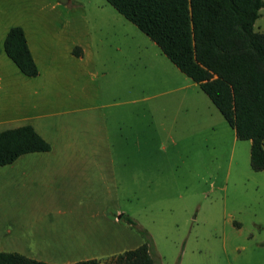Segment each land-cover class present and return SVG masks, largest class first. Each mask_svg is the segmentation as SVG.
Returning a JSON list of instances; mask_svg holds the SVG:
<instances>
[{
	"label": "crops",
	"instance_id": "0c3cea01",
	"mask_svg": "<svg viewBox=\"0 0 264 264\" xmlns=\"http://www.w3.org/2000/svg\"><path fill=\"white\" fill-rule=\"evenodd\" d=\"M70 6L83 5L51 0L42 9L61 12ZM13 16L0 11V132L31 125L51 148L0 166V252L68 264L137 247L108 250L120 237L122 214L111 211V199L120 197L126 183L142 188L167 180L156 156H167L170 144L182 141H175L178 121L168 114L187 116L175 103H158L152 88L160 82L161 94H170L198 84L152 40L146 41L149 49L106 47L95 43L85 17ZM113 20L127 19L119 13ZM13 26L24 29L39 69L35 77L25 75L5 52ZM134 52L139 67L137 61L130 66L123 61ZM147 53L161 63H148Z\"/></svg>",
	"mask_w": 264,
	"mask_h": 264
},
{
	"label": "rangeland",
	"instance_id": "374dc122",
	"mask_svg": "<svg viewBox=\"0 0 264 264\" xmlns=\"http://www.w3.org/2000/svg\"><path fill=\"white\" fill-rule=\"evenodd\" d=\"M49 1L0 0V11L7 17H85L93 26L97 44L150 47L146 41L151 39L132 22H114L119 13L106 0H74L83 6L61 7V12L42 9ZM254 27L264 32V7ZM137 56V52L126 54L123 61L127 65L137 61L135 67H139ZM143 59L161 63L149 53ZM159 83L152 88L158 103H175L177 110L187 114L183 119L175 111L168 114L178 121L173 125L175 141H182L170 144L167 156H156V165L165 166L166 181L142 184V188L126 183L120 197L111 199V211L119 209L135 225L122 218L117 231L120 237L108 250L135 247L149 237L156 264H264V170L251 167V142L236 138L215 105L209 109L210 99L198 85L161 94ZM112 256L100 260L107 263Z\"/></svg>",
	"mask_w": 264,
	"mask_h": 264
},
{
	"label": "trees",
	"instance_id": "16d2710c",
	"mask_svg": "<svg viewBox=\"0 0 264 264\" xmlns=\"http://www.w3.org/2000/svg\"><path fill=\"white\" fill-rule=\"evenodd\" d=\"M145 33L181 72L209 97L239 140L251 142L255 171L264 170V32L255 22L264 0H106ZM4 49L29 77L39 74L24 29L8 31ZM76 51V49L74 50ZM50 144L31 125L0 132V166ZM129 225L132 218L120 214ZM148 237V233L144 232ZM0 264H52L0 252ZM68 264H156L151 240L104 263L92 258Z\"/></svg>",
	"mask_w": 264,
	"mask_h": 264
}]
</instances>
